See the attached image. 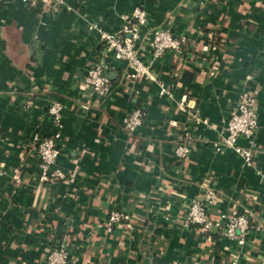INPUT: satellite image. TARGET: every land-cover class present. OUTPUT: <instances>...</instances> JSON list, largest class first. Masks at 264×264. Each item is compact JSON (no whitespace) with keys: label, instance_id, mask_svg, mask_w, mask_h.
Instances as JSON below:
<instances>
[{"label":"crops","instance_id":"crops-1","mask_svg":"<svg viewBox=\"0 0 264 264\" xmlns=\"http://www.w3.org/2000/svg\"><path fill=\"white\" fill-rule=\"evenodd\" d=\"M66 4L51 13L42 0H0V264H43L61 242L67 264H264V0ZM138 6L148 13L141 53L155 80L124 81L126 62L109 57L110 93L90 95L83 79L104 55L101 33L120 32ZM152 27L189 42L153 59L144 38ZM245 91L257 100L252 164L219 139ZM53 100L62 104L57 163L70 178L48 184L33 137L56 131ZM134 107L145 116L129 134L123 121ZM185 131L193 149L179 160ZM206 181L223 199L212 217L256 212L243 245L182 226ZM112 208L133 215V230H106Z\"/></svg>","mask_w":264,"mask_h":264},{"label":"built area","instance_id":"built-area-1","mask_svg":"<svg viewBox=\"0 0 264 264\" xmlns=\"http://www.w3.org/2000/svg\"><path fill=\"white\" fill-rule=\"evenodd\" d=\"M47 6V11L56 13L63 8H69L66 0H42ZM133 18V20H132ZM148 13L144 8L136 7L132 16L125 18L120 32H102L101 39L104 42V55L102 59L89 65L84 75V88L90 95L106 97L111 90V80L108 74V58L123 60L126 62L127 70L123 73V80L134 82L141 79L155 80L151 70V61L147 62L142 58L141 27L147 24ZM94 27V26H92ZM148 41L150 54L153 59L163 56L167 51L181 53L189 42L185 34L174 35L170 30L161 27L148 28L144 37ZM141 44V45H140ZM207 45L204 46L207 49ZM161 94L169 93L168 88L161 84ZM256 95L251 91L241 94L238 104L230 113L226 134L220 135V143L233 148L245 162L252 164L258 152L255 133L259 126L258 112L256 107ZM180 107L185 108L184 101ZM83 108H88L87 104ZM48 112L54 120L56 131L51 135L33 137L35 148L39 155L41 176L40 182L56 184L59 181H66L70 177L58 166L57 158L61 153L58 139L62 128V104L53 100ZM145 116L143 107H134L127 112L123 126L129 133H134L142 125ZM197 117V116H193ZM172 125H177L175 121ZM246 140L247 146L238 143L240 139ZM193 149V137L185 131V137L174 149V156L185 159ZM218 190L212 187L208 181L205 182L200 198H194L186 208L182 220V226L189 228L197 226L205 234L208 241L213 240V234L220 238H228L243 245L247 236L250 235L252 218L256 214L254 210L246 209L239 213L230 212L228 209H219L216 217H212L211 208L222 202ZM134 217L125 209L112 208L105 220L106 230L125 226L129 230L134 228ZM69 260V249L65 242L53 247L43 264H67Z\"/></svg>","mask_w":264,"mask_h":264}]
</instances>
